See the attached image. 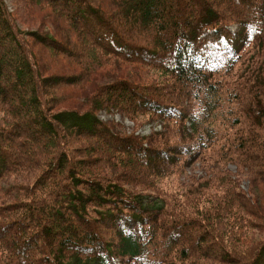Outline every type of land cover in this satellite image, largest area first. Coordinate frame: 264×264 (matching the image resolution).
Here are the masks:
<instances>
[{"label":"trees","instance_id":"16d2710c","mask_svg":"<svg viewBox=\"0 0 264 264\" xmlns=\"http://www.w3.org/2000/svg\"><path fill=\"white\" fill-rule=\"evenodd\" d=\"M102 2L33 0L83 36L79 13L101 23L92 38L108 52H95L81 60L82 71L66 75L47 72L34 38L55 55L83 53L49 31L24 33L0 0V264H264V239L250 252L242 248L239 237L258 219L228 169L212 199L204 190L198 197L212 210L236 208L233 219L191 204L182 209L174 191L155 200L143 190L183 156L194 160L216 145V119L227 122L225 137L233 139L224 158H240L239 171L244 158L246 171L264 178V0H114L111 9ZM110 55L158 69L164 79L117 74L91 93L73 94L72 107H60L68 99L63 87H81L91 68L109 72L103 57ZM104 108L135 121L159 109L167 122H182L184 142L169 144L164 125L158 134L167 145H149V135L122 133L118 121L109 120L113 129L102 120ZM82 139L106 150L74 159ZM98 163L110 173L98 172ZM36 170L31 183L17 188L1 182ZM237 191L245 195L239 201Z\"/></svg>","mask_w":264,"mask_h":264},{"label":"rangeland","instance_id":"374dc122","mask_svg":"<svg viewBox=\"0 0 264 264\" xmlns=\"http://www.w3.org/2000/svg\"><path fill=\"white\" fill-rule=\"evenodd\" d=\"M102 4L107 8L111 9L116 6V2L114 0H102ZM6 5L9 10L13 14V18L17 25L21 28L24 33H30L29 31H38L39 33L51 32L59 36L60 39L70 43L71 45L76 46L77 50L83 53L82 57H71L65 56L60 53L52 54L53 51L46 47L43 43L37 40L35 37V41L33 40L34 46H36L38 51L43 50L44 53V62L46 63V69L49 73H59V74H70L77 73L83 70L85 66L81 62V60H88L95 56L97 53L95 52H105L107 53L103 47V45L99 42H94L92 37H98L99 35H95L94 31L98 30L100 22L98 19L94 17H90L87 14L79 13L82 21L79 22V26L84 30L85 35L79 33L78 30L74 28H70L68 23L65 20H61L60 22L52 19V10L50 8H41L39 3H33V0H5ZM33 5V8L31 6ZM44 6V5H43ZM110 16L111 14H107ZM91 35H90V34ZM143 37V43H150L149 39L146 38L145 34L142 33L140 37ZM27 39L30 40V36L26 35ZM32 37V36H31ZM102 45L103 49L101 46ZM89 51L94 52L95 54H90ZM103 60H108L111 64L106 66L105 69H108L109 72L106 74H101L104 68L101 70L100 68H91L88 69L89 72L87 77L89 78L81 87L68 86L63 87L64 93L68 95V99L60 104V107L67 103L72 97L73 94H87L91 93L97 86L105 85L108 82H112L116 80L117 74H122L121 76H130L135 80H139L141 82H157L159 80L164 79V76L158 69L143 65L138 62L132 61H123L118 59L115 55L104 56ZM117 61V62H116ZM261 64L264 65V58L261 60ZM85 70V69H84ZM83 89V90H81ZM171 91V90H170ZM185 96V95H184ZM89 102L88 98L86 99ZM83 108H87V104L83 101L79 102ZM69 106H73L72 102L67 103ZM159 109L155 111H146L142 112L140 115V119L138 121L130 118L129 115L121 113L117 109H100L98 111L99 117L102 120L108 121L107 123L114 126L113 123H109V120L118 121L122 125H118L117 128L126 134H137L139 136L149 135L148 139L150 141L149 145H155L156 147H164L167 145L163 143L161 140V135L158 132L164 130V125H169L168 130V142L169 144H180L184 142L185 136L182 135V131L184 127L182 126V122L173 121L167 122V120L162 119ZM224 111V110H223ZM219 113V111H218ZM3 122V120L0 119ZM163 123V124H162ZM222 119H216L214 122V126H216V130L218 129L217 143L211 148L205 150L198 158L192 159L188 156H183L179 161L177 166H174L170 173L160 178L158 183L155 186L147 187L143 190H146L145 194L149 195L151 199L158 200V196L161 192L165 191H174L176 192L177 198L180 199V203L182 209L189 210L191 209L188 205L197 206L200 210L209 211V214H217L221 219L228 220L229 218L233 219V214L235 209L230 208L229 206L225 209L217 210L215 208L210 209L207 203H204L202 199L198 197L199 191L204 190V196L206 195L208 198H213V193H216L220 190V181L219 178L222 177L220 174L224 169H228L233 176V179L240 178V187L244 192L248 195L249 199L252 202V214L251 217H256L258 220L250 226L248 230V235L246 238L239 237L242 248L244 252H250L251 249L256 248L259 243L264 239V178L262 176H257L248 170V168L243 165L245 163V159H242V168L243 171H239L240 169V158L237 156L224 158L225 149H231V143H233V139H226L225 133L226 128ZM115 129V128H113ZM80 139V138H77ZM73 139V140H77ZM95 138L92 139L94 141ZM224 144H226L227 148H224ZM77 146L79 147V151L73 152L74 159L78 158V156H87L92 157L96 153H103L104 150L97 143L91 142L89 140H80ZM87 146H89L87 148ZM127 153H121V157H127ZM137 165V163H136ZM98 167V172L110 173V170L105 165L99 166V163L95 165ZM41 170L29 171L20 174L10 173L8 176H4L1 179V182L5 186L10 187H19L20 185L31 183L33 179L40 173ZM255 175L259 178H253ZM160 187L161 189L157 188ZM17 192V191H16ZM161 196V195H160ZM197 196V197H196ZM244 193L237 191L234 194V198L236 201L244 198ZM187 205V206H186ZM206 206V207H205ZM233 207H236L234 204ZM230 227L226 226L225 238L230 237L231 234L228 232ZM110 234L113 236V232L110 231ZM159 261L162 259L160 256ZM167 264V262H165ZM205 264H226L221 261H215L212 259H206Z\"/></svg>","mask_w":264,"mask_h":264}]
</instances>
